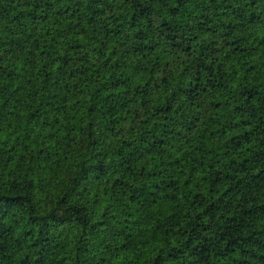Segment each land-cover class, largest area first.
Returning <instances> with one entry per match:
<instances>
[{
  "label": "trees",
  "instance_id": "16d2710c",
  "mask_svg": "<svg viewBox=\"0 0 264 264\" xmlns=\"http://www.w3.org/2000/svg\"><path fill=\"white\" fill-rule=\"evenodd\" d=\"M0 264H264V0H0Z\"/></svg>",
  "mask_w": 264,
  "mask_h": 264
}]
</instances>
